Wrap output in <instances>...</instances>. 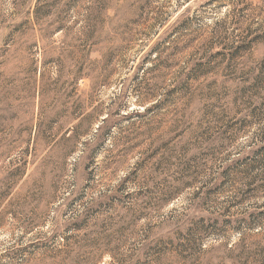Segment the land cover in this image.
<instances>
[{"label": "rangeland", "instance_id": "374dc122", "mask_svg": "<svg viewBox=\"0 0 264 264\" xmlns=\"http://www.w3.org/2000/svg\"><path fill=\"white\" fill-rule=\"evenodd\" d=\"M0 264H264V0H0Z\"/></svg>", "mask_w": 264, "mask_h": 264}]
</instances>
